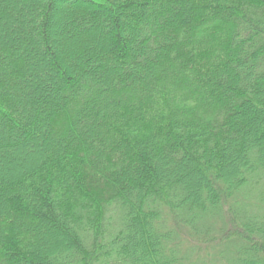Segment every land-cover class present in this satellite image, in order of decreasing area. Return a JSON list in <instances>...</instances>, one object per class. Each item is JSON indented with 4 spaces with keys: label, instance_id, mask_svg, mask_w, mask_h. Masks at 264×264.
Instances as JSON below:
<instances>
[{
    "label": "trees",
    "instance_id": "obj_1",
    "mask_svg": "<svg viewBox=\"0 0 264 264\" xmlns=\"http://www.w3.org/2000/svg\"><path fill=\"white\" fill-rule=\"evenodd\" d=\"M0 264H264V0H0Z\"/></svg>",
    "mask_w": 264,
    "mask_h": 264
},
{
    "label": "rangeland",
    "instance_id": "obj_2",
    "mask_svg": "<svg viewBox=\"0 0 264 264\" xmlns=\"http://www.w3.org/2000/svg\"><path fill=\"white\" fill-rule=\"evenodd\" d=\"M206 247H207L206 245L203 246L204 250L206 249ZM214 252H215V251H214ZM210 253H212V249H209V250L206 252V254H210Z\"/></svg>",
    "mask_w": 264,
    "mask_h": 264
}]
</instances>
